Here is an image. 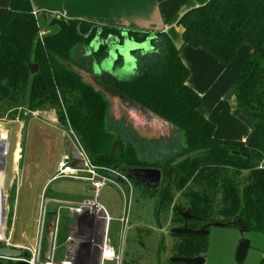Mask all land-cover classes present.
Here are the masks:
<instances>
[{
  "label": "trees",
  "instance_id": "trees-1",
  "mask_svg": "<svg viewBox=\"0 0 264 264\" xmlns=\"http://www.w3.org/2000/svg\"><path fill=\"white\" fill-rule=\"evenodd\" d=\"M177 24L182 28L181 46L169 34L158 33L151 50H133L138 62L133 77L109 82L116 78L101 76L183 132L184 146L177 150L171 141L172 149L162 159L141 160L135 144L111 130L118 121L110 115L107 97L73 70L74 65L84 68L76 57L97 36V24L47 12L35 15L31 0H10L8 7H0V116L8 112L12 118L20 107L23 113L54 109L59 121L75 131L94 165L161 168L166 175L160 188L145 186L157 197L158 218L173 213L177 226L209 231L216 221L230 226L238 222L242 231L264 233V0H208L187 10ZM127 32L137 43L150 36L147 30ZM110 36L121 44L125 40L122 28L103 26L101 37ZM245 44L253 52L233 86V96L237 110L255 123L257 135L251 145L252 126L245 140L215 135L216 124L201 112L202 95L189 86L190 69L180 55L182 46L191 45L230 64ZM92 55L105 60L107 46L101 45ZM30 63L39 65L36 74H31ZM123 65L119 56L115 66ZM116 139L119 145L111 156ZM196 150L206 151L172 166ZM188 209L193 217L185 221L180 212ZM208 234H175L181 238L174 246L175 255L206 256Z\"/></svg>",
  "mask_w": 264,
  "mask_h": 264
},
{
  "label": "rangeland",
  "instance_id": "rangeland-1",
  "mask_svg": "<svg viewBox=\"0 0 264 264\" xmlns=\"http://www.w3.org/2000/svg\"><path fill=\"white\" fill-rule=\"evenodd\" d=\"M173 31L172 38L175 40L174 35L178 37V31ZM178 39L180 41L182 37L179 36ZM150 40L151 38H147L142 43L131 39L126 40L122 44V48L128 51L131 46L136 45L134 49H138L137 46H139L144 48L143 52H147L148 49H151ZM246 46L240 47L230 64H226L216 57L213 58L219 65L208 62L206 65L207 78L201 82L198 81L200 74L203 75L201 60L192 63L198 66L197 69L186 65L191 73L190 82L193 80L200 87L201 91H197L203 98L202 109L210 115L209 119L216 124L215 135L220 139L244 140L252 131L251 125L236 113L235 96L228 97L250 57L244 51L247 49ZM79 48L82 49V46ZM86 49L87 47L84 52ZM89 50H93L91 45ZM80 56L79 53L76 60L80 63L86 62ZM86 56L90 58L89 54ZM119 56L117 53H113L110 58L109 56L106 58L108 66L105 68L107 72L104 74L116 78L115 81L110 80L109 82L129 79L135 75L138 66L136 52H129V55L125 57L123 67L115 66V61ZM97 72L100 76L103 75L99 69ZM194 89L196 90V88ZM117 121L110 127L111 130L116 135H121L124 142L134 143L138 149V156L143 161L155 162L162 159L172 149L171 141L177 150L184 146V134L174 126L167 128L165 137L147 140L141 138L126 119ZM0 129V135L7 138V143H5L6 159L3 160L5 210L2 228L7 236L11 235L14 243L29 245L34 242L39 226L41 206L49 199L47 221L53 223L59 217L58 220L62 223L57 238L58 256L61 258L64 250L63 245L72 221L66 206V201L69 200L56 198L58 201L55 200L57 204L53 207L50 202L51 196L42 194V191H44V184L48 181L46 188L49 192L59 185L76 182L69 179L53 181L51 179L56 173L64 152L74 149L73 141L77 142L75 136L77 138L78 136L69 125H64L59 121L54 109L32 112L27 110L23 113V109L20 107L12 118L6 112L0 116ZM99 171L102 174L109 172V177L110 173L121 177L113 168ZM152 192L139 182L118 180L113 177H110L108 185L100 191V202L107 208L111 217L109 238L111 243L118 248L121 246V223L117 218L121 216L126 202L124 193L127 198L132 193L129 205V230L123 245L124 263L126 264H170V259L176 256L174 246L180 242L181 238L170 231L171 228L177 226L176 220L173 213L161 214L160 219L158 218L157 197H152ZM208 236L210 246L206 264H260L264 256V233L262 232L242 231L240 228L230 225L211 226ZM46 238L49 239L47 235ZM236 239L238 244L243 239L251 242V248L242 261H238L236 253L233 252ZM47 240L46 245L48 246ZM105 264L112 263L106 261Z\"/></svg>",
  "mask_w": 264,
  "mask_h": 264
},
{
  "label": "built area",
  "instance_id": "built-area-1",
  "mask_svg": "<svg viewBox=\"0 0 264 264\" xmlns=\"http://www.w3.org/2000/svg\"><path fill=\"white\" fill-rule=\"evenodd\" d=\"M34 14L37 15V12L34 11ZM45 33L46 31L42 30L40 36L43 37ZM75 138L77 142L73 141V148L77 151L79 159L83 160V166L78 167L67 150L62 155L53 180L71 179L87 182L91 185L92 194L80 201H66L72 221L63 245L62 257L58 256L57 243L60 220L57 217L58 221L55 219L53 223L47 221L48 199L40 209L39 226L34 242L29 245L14 243L11 235L7 236L3 228L0 230V247L22 250V255L18 257L0 255V264H105L106 261L112 264H124L123 245L129 230V205L132 193L129 198L124 193L127 205L125 202L122 214L118 218L121 223V247L117 248L109 238L111 217L99 199L101 189L110 181L109 172L102 174L99 170L109 169L94 165L79 139L76 136ZM121 177L130 182L125 176L121 175ZM49 224H54V233L48 231ZM46 235L49 237L48 240Z\"/></svg>",
  "mask_w": 264,
  "mask_h": 264
},
{
  "label": "crops",
  "instance_id": "crops-1",
  "mask_svg": "<svg viewBox=\"0 0 264 264\" xmlns=\"http://www.w3.org/2000/svg\"><path fill=\"white\" fill-rule=\"evenodd\" d=\"M207 1L208 0H31V4L34 11L38 13L47 12L58 14L69 20L94 23L97 24V26L100 28H102L103 26L120 27L123 29V35L125 36V39H129L127 32L129 29L134 28L147 30L150 32L149 38H151L152 40L158 33L163 32L169 34L172 38L174 32L173 30L178 31V37H182V28L177 24L179 18L187 10L204 5ZM9 5L10 0H0V7H8ZM174 36V42L177 46H179V44L182 43V39L179 41L178 37H176L177 35ZM111 37L114 39L117 38L114 36ZM118 42L120 43V41ZM150 45L152 49V42ZM246 47L247 49L244 51L247 52L249 56L252 54L253 50L249 45H247ZM84 48H86V46H84ZM137 48L144 50V48H140L139 46ZM151 49H148V51ZM131 52L134 53V51ZM83 53L86 54L84 50ZM180 55L186 65L191 68L193 66L194 69H197L198 66H195L192 63L196 62L197 60H201L203 75L200 74L198 80L199 82L207 78L208 72L206 70V65L208 64V62H210L211 64L219 65L213 59L215 57L203 48H194L190 45H185L182 46ZM190 80L191 76L187 81L189 86H193L194 88H196V91H201L197 83H194L193 80L192 82H190ZM200 110L208 119L210 118V115H208L206 111H203L202 105L200 107ZM51 180L53 181V177ZM72 181L76 182L67 185H59V187H56L54 190H50V192L46 188L49 182L48 181L44 184V191H42V194L45 193L47 196H51L50 202L53 207L57 204L55 202V200L58 201L56 198H62L64 200L76 202L92 194L91 185L89 183L80 180ZM61 226L62 223L59 222L58 234L60 232ZM238 247L239 244L238 240L236 239L235 247L233 246V252H235L236 254ZM205 257H207V254ZM263 259L264 256L260 264H264L262 263Z\"/></svg>",
  "mask_w": 264,
  "mask_h": 264
},
{
  "label": "water",
  "instance_id": "water-1",
  "mask_svg": "<svg viewBox=\"0 0 264 264\" xmlns=\"http://www.w3.org/2000/svg\"><path fill=\"white\" fill-rule=\"evenodd\" d=\"M81 22L78 24V28H80ZM102 28L99 27L97 36L91 42V46L93 50L97 51L101 45L107 46V52L110 58V55L113 53H117L118 55L122 56L125 60V57L129 55V52L135 50V46H131V48L127 51L122 48L121 44L111 36L107 39L101 37ZM89 45V47H90ZM138 47V46H137ZM93 50H88L87 54L92 53ZM108 60V59H107ZM29 69L31 74H36L39 71V65L37 63H30ZM99 71H105V67L101 66L98 67ZM73 70L76 74L81 76L83 80L89 84H91L95 89L102 92L108 99L110 103V115L117 120L126 119L127 122L138 132V135L147 140L152 139H160L161 137H165V133L167 128L173 127V125L166 120L165 118L161 117L151 109L147 108L143 104L139 103L135 99L131 98L130 96L126 95L115 86L109 84L108 82L101 79L99 74H95L89 72L86 69H83L77 65L73 66ZM235 88L233 87L228 97L231 98L234 95ZM236 113L240 116L243 120L248 122L253 128V132L249 138L248 144L251 145L254 138L257 135V129L255 128V123L249 119L243 112L237 110ZM119 145V140H114L110 155L114 156L117 148ZM206 150H196L190 153H187L175 161L172 162V166H177L178 164L182 163L183 161L187 160L190 156H194L205 152ZM71 159L76 161V165L78 167L83 166V160L79 159V155L75 149L70 150ZM116 167L115 169H117ZM121 175L125 176L128 180H133L143 184L144 186L151 188L153 190H158L162 184V181L165 178L166 172H164L161 168H154V167H128V168H118L116 170ZM110 177L116 178L118 180H123L122 177L115 175L114 173L109 174ZM181 216L185 221L191 219L193 216L191 214V210L188 209L187 211H181ZM234 226H238V222H233ZM226 223L223 222H213L212 226H225ZM54 224L48 225V231H52L54 233ZM170 231L174 234H186V235H207L209 233L208 229L200 228V229H193L191 227L185 226H176L170 229ZM251 246V242L247 239L241 240L238 250H237V259L238 261H242L248 253V250ZM0 255L6 256H13L18 257L22 255V250L18 248L12 247H0ZM171 262L175 264H205L206 257L205 256H195V257H183V256H173L170 259Z\"/></svg>",
  "mask_w": 264,
  "mask_h": 264
},
{
  "label": "bare ground",
  "instance_id": "bare-ground-1",
  "mask_svg": "<svg viewBox=\"0 0 264 264\" xmlns=\"http://www.w3.org/2000/svg\"><path fill=\"white\" fill-rule=\"evenodd\" d=\"M1 130V129H0ZM1 134V131H0ZM7 143V138L2 137L0 135V230L3 227V222H4V192H3V180H4V171H3V160L6 159V144Z\"/></svg>",
  "mask_w": 264,
  "mask_h": 264
},
{
  "label": "flooded vegetation",
  "instance_id": "flooded-vegetation-1",
  "mask_svg": "<svg viewBox=\"0 0 264 264\" xmlns=\"http://www.w3.org/2000/svg\"><path fill=\"white\" fill-rule=\"evenodd\" d=\"M116 40H118L117 38H116ZM87 47V49H86V54L85 53H83V50H85V48L81 51V58H83V59H85L86 60V62H81V65L82 66H84V68H86L87 70H89V71H92V72H94L95 74H99V72H97V69H98V67H100L101 68V66H104L105 68L108 66L107 65V59H105V60H102V61H97V60H95L94 59V57H93V52H95V50H93L92 51V53L91 54H89V56H90V58H88L86 55H88L87 53V51L89 50V46H86ZM109 56V55H108ZM80 63V62H79ZM89 68V69H88ZM106 71H102V73L104 74Z\"/></svg>",
  "mask_w": 264,
  "mask_h": 264
}]
</instances>
